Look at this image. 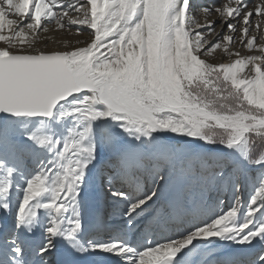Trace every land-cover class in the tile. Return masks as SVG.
Returning a JSON list of instances; mask_svg holds the SVG:
<instances>
[{"label":"snow or ice","instance_id":"6c2138e0","mask_svg":"<svg viewBox=\"0 0 264 264\" xmlns=\"http://www.w3.org/2000/svg\"><path fill=\"white\" fill-rule=\"evenodd\" d=\"M62 251L264 264V0H0V264Z\"/></svg>","mask_w":264,"mask_h":264},{"label":"rangeland","instance_id":"374dc122","mask_svg":"<svg viewBox=\"0 0 264 264\" xmlns=\"http://www.w3.org/2000/svg\"><path fill=\"white\" fill-rule=\"evenodd\" d=\"M201 19V22L203 23V21H202V17L200 18ZM217 30H219V28L217 29ZM67 33H65V34H61V33H58V32H51V33H49L48 35L49 36H53L54 37V41H56V42H54V43H50V47H56V46H58V42L59 41H61V40H70L71 38V35H66ZM86 34V33H85ZM65 35V36H64ZM63 36V37H62ZM220 59V57L218 56L217 57V60H219ZM245 195H247V194H245Z\"/></svg>","mask_w":264,"mask_h":264},{"label":"bare ground","instance_id":"6f19581e","mask_svg":"<svg viewBox=\"0 0 264 264\" xmlns=\"http://www.w3.org/2000/svg\"><path fill=\"white\" fill-rule=\"evenodd\" d=\"M213 19H215V18H213ZM202 21H203V19H202ZM67 35V34H66ZM86 35L87 34H85L84 36H80V37H77V36H71L70 38V40L71 41H74V40H76V39H85L86 38ZM65 36V35H64ZM53 37V36H52ZM63 37V36H62ZM54 38V37H53ZM57 43V42H56ZM109 211H110V209H109ZM117 220H118V218H117ZM237 252H239V249H237ZM57 259L60 261V260H67V259H72V257L70 256V255H68L66 252H61L59 255H58V257H57Z\"/></svg>","mask_w":264,"mask_h":264}]
</instances>
